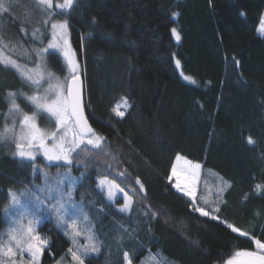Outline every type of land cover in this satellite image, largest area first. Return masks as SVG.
I'll use <instances>...</instances> for the list:
<instances>
[{"label":"trees","instance_id":"trees-1","mask_svg":"<svg viewBox=\"0 0 264 264\" xmlns=\"http://www.w3.org/2000/svg\"><path fill=\"white\" fill-rule=\"evenodd\" d=\"M0 5L7 8L0 10V49L22 65H36L51 36V24L43 23L48 17L36 0ZM262 14L264 0H74L67 10L54 7L55 19L68 21L69 43L81 63L86 118L105 141L66 164L40 156L23 160L13 155V139L0 138V235L5 238L6 226L21 213L39 215V233L49 243L37 264H57L61 257L69 264L73 243L65 227L55 213H37L35 205L37 196L47 207L56 202L38 189L45 187V174L55 187L59 173L61 186L70 187L81 206L65 213L82 230L77 243H87L91 232L100 246L84 257L85 264H124V252L132 264H225L237 251L256 252L252 239L226 224L264 242V193L255 191L264 185ZM43 59L48 69L64 74L57 51L47 50ZM8 92L18 94L24 112L32 109L19 94L31 95L34 88L0 63V134L18 121L17 114L6 116ZM122 97L129 107L117 118L112 109ZM178 154L202 164V206L207 200L214 207L224 188L219 220L193 212L189 197L173 187L170 169ZM99 176L129 190L127 212L107 200L96 185ZM68 177L76 183L69 185ZM9 190L17 193L18 206Z\"/></svg>","mask_w":264,"mask_h":264},{"label":"snow or ice","instance_id":"snow-or-ice-1","mask_svg":"<svg viewBox=\"0 0 264 264\" xmlns=\"http://www.w3.org/2000/svg\"><path fill=\"white\" fill-rule=\"evenodd\" d=\"M73 2L74 0H63V3H56L54 5L53 0H36L37 5L48 17V19H45L43 23L45 25L49 23L51 24L52 35L56 40H61L67 35V28L69 25L66 19L61 22H57L55 17L52 15V9L55 7L61 10H67L71 8ZM0 10L7 11V8L0 5ZM35 31L39 30L37 29ZM258 31L264 34V19L260 21ZM172 34L175 36L177 41L180 39V36L175 28L172 29ZM2 41L3 37L0 36V42ZM47 48L56 49L57 44L49 42ZM46 51L47 49L41 48L37 52V56L42 57ZM62 54L69 68L70 79L66 78L65 86L55 90V99H52L50 102H46L45 98L42 96L20 93L19 95H23L25 100L32 105V109L29 112H24L20 105L16 102L18 94L15 92H8L6 94V98L9 103V110L6 116L19 114L20 118L18 123L22 129V135L17 137L13 134L12 136L16 145V151L13 155L16 157L34 162L36 155L33 149H36L37 151L42 150L43 156L48 161L63 160L66 164H71L74 159V154L75 156H80V154L83 153L86 156L89 154L87 146L90 145L92 148L99 149L105 141V137L95 132L84 115L85 106L82 103L81 91L78 87V66L73 61L72 54L69 51L63 50ZM50 55H52L53 59H57L54 54ZM0 63H4L6 66L11 68H18L17 62L10 57L5 60H0ZM176 63L177 67H179V61ZM21 74L24 76L25 82L28 83L30 88L38 89L41 86L39 79H34L30 74ZM184 79L188 80L189 77L185 76ZM128 107L129 105L127 99L122 97L121 102H118L112 111L117 118H123ZM42 113L48 114L50 122L54 119L53 128L42 129L38 125L37 119ZM10 132H13V128H10L7 124H5L3 133L0 134V138H4ZM69 133H71V137H69ZM247 144L254 145L255 141L251 137H248ZM177 159H180V157L177 156ZM188 163L191 168L188 175L191 179L186 185H182L178 179L173 187L182 192L184 196L189 197V207L193 212L198 213L200 216L211 217L214 220H219L220 217L218 213L221 210L220 202L224 188L221 187L216 193V200L213 202L215 204L214 207H207L206 205L209 203L207 200L203 201V205L205 206H202V198H198L196 191V170L200 169L201 165L198 163ZM33 167H36L34 163ZM109 167H111V165H109ZM172 173L173 175H177L175 166L172 169ZM121 174L123 175V173ZM169 179L171 180V177H169ZM63 183L64 181L60 179L58 173L56 185L55 187H52L49 185L47 174H45V187H41L38 190L41 192L47 191L49 193V199H55L56 202L52 204L51 207H47L45 205V201L37 196L35 197L36 212L39 213L43 210H47L56 214L57 222L66 229L64 234L69 236L73 243V246L67 249V255L71 257L69 264H85L84 257L89 252H98L100 246L93 242L95 237L91 234V232H88L85 235L87 243L83 245L77 243V238L82 235V230L78 226L76 219H73L71 216H68L66 219L65 213L68 211V208L80 209L81 206L77 205L72 200L71 188L69 187L65 190V188L61 186ZM67 183L69 185L75 184L76 180L68 177ZM136 183L140 184L139 179H137ZM97 187L101 190L106 188V194L109 201L114 199L118 191H124L122 188H119L118 185L109 181L106 177L97 182ZM139 191H143L142 184H140ZM255 191L264 193V185H256ZM8 195L12 205L18 206L20 204L17 193L9 190ZM124 200V205L119 208L121 213L129 210L132 198L125 193ZM24 215V213H21V219L12 221V224L6 234V240L2 235H0V264H37L38 257L48 246V239L41 236L39 233L40 216L34 214L33 218L28 219L25 224L23 222ZM152 215H155V213ZM85 219H87V217H85ZM226 226L233 233H238L240 236L252 239L257 251H237L234 256L225 262V264H264V242L260 239H256L255 237H250L249 233L240 230L233 224L228 223ZM25 253H27L29 257L27 261L24 259ZM64 260L65 257H61L60 260L57 261V264H64ZM123 260L124 264H132L128 252H124Z\"/></svg>","mask_w":264,"mask_h":264},{"label":"rangeland","instance_id":"rangeland-1","mask_svg":"<svg viewBox=\"0 0 264 264\" xmlns=\"http://www.w3.org/2000/svg\"><path fill=\"white\" fill-rule=\"evenodd\" d=\"M56 3H63V0H53V4L55 5ZM262 19H264V14H262V16L260 18V21ZM55 20L57 22L63 21L62 19H55ZM260 21H259L258 26H257V31H258V29L260 27ZM50 27H51V25H50ZM258 33L264 37V34H262L260 31H258ZM65 41H66V43H65ZM49 42L56 43L57 44V48L56 49H48L47 46H48ZM44 49H47V50H55V51H57L61 55V57L63 59V62H64V67H65L64 74H58V73H55L52 70L48 69L47 66L44 63L43 56L38 58V61H37L36 65H34V66L22 65L21 63H18L16 61L17 64H18V68H14V69L21 75V77L23 79H24V76H22L21 73H24L25 75L30 74V75H32V77L34 79H39L41 86L38 89H34L33 94L42 96V97L45 98V101L46 102H50L52 99H55L56 98V91L55 90L57 88L64 87L65 86V80H66V78H70L69 68H68V66H67V64H66V62L64 60L62 51L63 50H66V51H69L72 54V59L77 64V66H78V75H79L80 70H81V63H80L79 59L77 58V55L75 54L73 48L71 47V45L69 43L68 32H67V35L65 37H63V39L56 40V39L53 38L52 29H51L50 39H49V41H48V43H47V45H46V47ZM8 58H9V56L6 55L0 49V60H5V59H8ZM49 74H51V75H49ZM43 114L45 116L42 119L43 122L39 124L38 123V120H37L38 125L42 129H50V128H53L54 127V119H52L51 122H50L49 121V118H48V114L47 113H43ZM17 118L19 120V118H20L19 117V114H17ZM10 125H8V126L10 128H13V132L8 133L4 138L12 139L13 134H15V136H17V137H19L20 135H22V129H21V126L19 125L18 121H17V123L15 125H13V124H10ZM3 130L1 132V134L3 133ZM69 137H71V133H69ZM13 142H14V140H13ZM14 144H15V142H14ZM15 151H16V145L14 146V149H13L12 152L14 153ZM33 151L35 152L36 157L37 156H40L45 162H48V163L63 162V163H65V161H63V160H60V161H48L43 156L42 150L37 151L36 149H33ZM177 156H179L180 159H177ZM23 160H26V159H23ZM188 162H191L192 164L198 163V164L201 165V168L198 169V170H196L197 171V176H196V191H197L198 184H199V179H200V174H201V171H202V164L200 162L190 160V159H188V158H186V157L178 154V155H176V157L174 158V161L172 163V166H171V169H170V177L172 179L173 185L177 182L178 179H179V181H180V183L182 185H186L188 183V181L191 179V177L188 175V173L191 171V168H190V165H189ZM174 166L176 168L177 175H173V173H172V169H173ZM105 177L106 176H99V177H97L96 185H97V182L100 179H103ZM106 178L109 181H111V182L115 183L116 185H118L112 179H110L108 177H106ZM118 186H119V188H122L124 191L123 192H119L118 191L116 193L114 199L112 201H110V202H114L115 203V206H116L117 209H119L120 207H122L124 205V203H125L124 194L125 193H127V195L131 197L128 189L123 188L120 185H118ZM102 191L104 192V194H105V196L107 198L106 188L104 190H102ZM119 198H121L122 201L120 203H116V200L119 199ZM107 200H108V198H107ZM27 219H28V215L26 214L24 216V218H23V222L25 224L28 221ZM8 229H9V224L6 226L5 238H4L5 240L7 239V235L6 234H7ZM24 259L27 261L29 259V257L28 256H24ZM38 261H39V257H38ZM38 261H37V263H38Z\"/></svg>","mask_w":264,"mask_h":264},{"label":"water","instance_id":"water-1","mask_svg":"<svg viewBox=\"0 0 264 264\" xmlns=\"http://www.w3.org/2000/svg\"><path fill=\"white\" fill-rule=\"evenodd\" d=\"M68 79H70V78H68ZM78 87L80 88V91H81L82 103H83L84 86H83V80H82L80 75H79V85H78ZM84 115H85V112H84ZM85 117H86V115H85ZM241 259H243V258H241Z\"/></svg>","mask_w":264,"mask_h":264}]
</instances>
